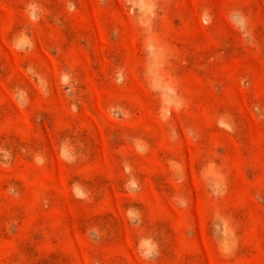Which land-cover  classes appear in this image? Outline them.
<instances>
[{
	"label": "rangeland",
	"instance_id": "rangeland-1",
	"mask_svg": "<svg viewBox=\"0 0 264 264\" xmlns=\"http://www.w3.org/2000/svg\"><path fill=\"white\" fill-rule=\"evenodd\" d=\"M0 264H264V0H0Z\"/></svg>",
	"mask_w": 264,
	"mask_h": 264
}]
</instances>
